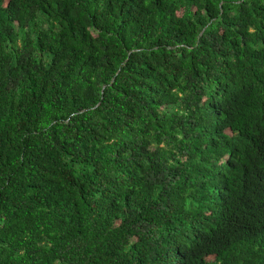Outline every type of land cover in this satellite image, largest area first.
Instances as JSON below:
<instances>
[{
    "label": "trees",
    "instance_id": "trees-1",
    "mask_svg": "<svg viewBox=\"0 0 264 264\" xmlns=\"http://www.w3.org/2000/svg\"><path fill=\"white\" fill-rule=\"evenodd\" d=\"M0 264H264V0H0Z\"/></svg>",
    "mask_w": 264,
    "mask_h": 264
}]
</instances>
